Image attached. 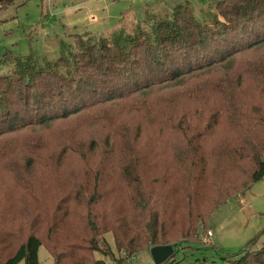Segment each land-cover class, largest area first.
<instances>
[{
    "label": "trees",
    "instance_id": "16d2710c",
    "mask_svg": "<svg viewBox=\"0 0 264 264\" xmlns=\"http://www.w3.org/2000/svg\"><path fill=\"white\" fill-rule=\"evenodd\" d=\"M145 17L51 60L0 58V264H37L38 247L52 264H121L199 241L213 209L263 178L264 0ZM228 261L264 264V245Z\"/></svg>",
    "mask_w": 264,
    "mask_h": 264
},
{
    "label": "rangeland",
    "instance_id": "374dc122",
    "mask_svg": "<svg viewBox=\"0 0 264 264\" xmlns=\"http://www.w3.org/2000/svg\"><path fill=\"white\" fill-rule=\"evenodd\" d=\"M183 1L192 5L195 15L201 16L212 0H13L0 9V58L9 53L10 57L32 54L38 62L51 60L71 48L76 35L106 36L114 31H131L136 23L144 26L146 14L166 13L173 4ZM10 66L7 61H0V73L10 71ZM220 70L219 66L203 70L185 77L180 86H163L158 91L186 86ZM206 228L211 232L207 238V230H199V241L175 242L174 264H230L228 260L245 247L256 249L264 245L263 178L213 209ZM105 239L113 251L110 234ZM94 254L107 264H119L98 252ZM37 262L52 264L43 247L37 249ZM121 264H153L149 248Z\"/></svg>",
    "mask_w": 264,
    "mask_h": 264
},
{
    "label": "water",
    "instance_id": "95a60500",
    "mask_svg": "<svg viewBox=\"0 0 264 264\" xmlns=\"http://www.w3.org/2000/svg\"><path fill=\"white\" fill-rule=\"evenodd\" d=\"M153 264H163L173 254V247L170 244L156 245L149 248Z\"/></svg>",
    "mask_w": 264,
    "mask_h": 264
},
{
    "label": "built area",
    "instance_id": "2783aa9c",
    "mask_svg": "<svg viewBox=\"0 0 264 264\" xmlns=\"http://www.w3.org/2000/svg\"><path fill=\"white\" fill-rule=\"evenodd\" d=\"M263 182H264V175H263ZM211 235V232H209L208 230L206 231V238L209 237Z\"/></svg>",
    "mask_w": 264,
    "mask_h": 264
}]
</instances>
